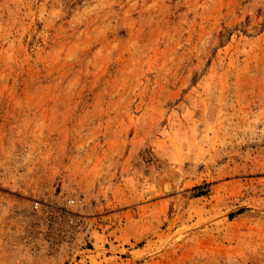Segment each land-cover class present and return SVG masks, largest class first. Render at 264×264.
I'll list each match as a JSON object with an SVG mask.
<instances>
[{
  "label": "rangeland",
  "instance_id": "obj_1",
  "mask_svg": "<svg viewBox=\"0 0 264 264\" xmlns=\"http://www.w3.org/2000/svg\"><path fill=\"white\" fill-rule=\"evenodd\" d=\"M0 264H264V0H0Z\"/></svg>",
  "mask_w": 264,
  "mask_h": 264
},
{
  "label": "bare ground",
  "instance_id": "obj_2",
  "mask_svg": "<svg viewBox=\"0 0 264 264\" xmlns=\"http://www.w3.org/2000/svg\"><path fill=\"white\" fill-rule=\"evenodd\" d=\"M167 187V186H166Z\"/></svg>",
  "mask_w": 264,
  "mask_h": 264
}]
</instances>
